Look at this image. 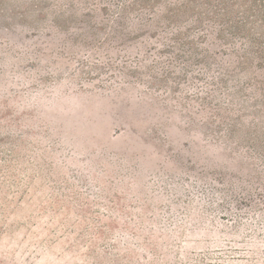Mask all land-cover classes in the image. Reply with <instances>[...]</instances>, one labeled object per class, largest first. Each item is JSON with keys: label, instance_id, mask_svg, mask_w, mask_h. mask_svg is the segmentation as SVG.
Returning a JSON list of instances; mask_svg holds the SVG:
<instances>
[{"label": "rangeland", "instance_id": "1", "mask_svg": "<svg viewBox=\"0 0 264 264\" xmlns=\"http://www.w3.org/2000/svg\"><path fill=\"white\" fill-rule=\"evenodd\" d=\"M202 10L0 0V264H264V59Z\"/></svg>", "mask_w": 264, "mask_h": 264}, {"label": "trees", "instance_id": "2", "mask_svg": "<svg viewBox=\"0 0 264 264\" xmlns=\"http://www.w3.org/2000/svg\"><path fill=\"white\" fill-rule=\"evenodd\" d=\"M199 1L203 7L199 16H206L218 30L226 28L230 34L242 37L238 46L243 49L253 48L255 54L261 60L264 59V0ZM259 63L264 65L262 62ZM246 243L257 248L256 242ZM249 251L253 252L251 249Z\"/></svg>", "mask_w": 264, "mask_h": 264}]
</instances>
